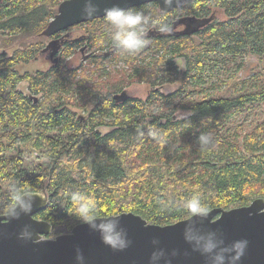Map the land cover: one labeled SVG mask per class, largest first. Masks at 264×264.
Listing matches in <instances>:
<instances>
[{"label":"trees","instance_id":"trees-1","mask_svg":"<svg viewBox=\"0 0 264 264\" xmlns=\"http://www.w3.org/2000/svg\"><path fill=\"white\" fill-rule=\"evenodd\" d=\"M61 1L0 0V205L12 184L45 189L49 203L36 217L54 236L81 223L66 191L92 197L98 217L134 212L160 225L188 218L183 202L194 194L208 210L264 198V0L131 7L166 16L173 29L149 31L150 44L134 57L113 49L103 16L70 27L86 29L76 38L44 35ZM82 45L89 52L72 65L68 58ZM45 53L49 69L20 71ZM247 57L257 62L244 77ZM135 83L148 85L145 98L118 97ZM176 83L173 92L161 90ZM179 110L190 114L180 118ZM201 133H212L214 148L200 150Z\"/></svg>","mask_w":264,"mask_h":264},{"label":"water","instance_id":"water-1","mask_svg":"<svg viewBox=\"0 0 264 264\" xmlns=\"http://www.w3.org/2000/svg\"><path fill=\"white\" fill-rule=\"evenodd\" d=\"M191 0H179L170 9H164L161 0H97L101 11L93 18L83 14L86 0H62L56 15L49 21L43 34L50 37L77 24L102 17L103 9L118 5L131 8L149 2H157L162 11H170ZM194 22L195 17L189 18ZM58 39L49 46L58 48ZM126 91L118 97L125 98ZM35 195L34 206L30 215H21L19 220H10L0 216V264H149L152 254L162 249L164 257L153 260L151 264H205L204 257L192 251V246L184 240V225L191 219L160 225L150 223L142 215L123 212L117 215L103 216L100 219L117 217L130 241L124 250H113L100 238V231L89 228L86 224H76L71 232L50 237L53 226L36 217L49 203V195L44 189L32 191ZM205 230L222 233L228 243L238 240L247 241V249L241 264H264V198H256L249 205L229 209L217 207L209 210L208 219L198 221ZM29 229L22 235L24 226ZM157 240L159 243L154 244ZM175 253V255H173ZM83 255V261L77 255Z\"/></svg>","mask_w":264,"mask_h":264},{"label":"clouds","instance_id":"clouds-1","mask_svg":"<svg viewBox=\"0 0 264 264\" xmlns=\"http://www.w3.org/2000/svg\"><path fill=\"white\" fill-rule=\"evenodd\" d=\"M164 9H170L179 0H161ZM101 11L97 0H86L83 14L86 18H93ZM103 18L106 25V33L111 41L113 49L121 56L134 57L145 49L149 44L148 33L155 30L161 34L172 32V26L164 15L145 13L143 10L134 8H121L113 5L103 9ZM103 43V39L98 41ZM145 132L137 128L138 138H143ZM147 135L161 145L168 143L166 134L155 130H149ZM197 143L201 151L215 147L212 133H201L197 137ZM64 196L69 198L75 210L76 218L89 228L100 231L102 242L113 250H124L130 241L127 232L120 228L119 218L111 217L100 219L98 217L95 200L81 192L66 191ZM35 195L26 187L12 184L9 188V196L6 204L0 205V216H6L10 220H19L21 215L31 214ZM183 207L191 219L184 225V240L192 246V251L198 252L204 257L205 264H241L247 249L246 240L232 241L228 243L222 233L214 230H205L200 227L198 221L208 219V206L202 202L199 194H194L184 200ZM24 226L22 235L29 229ZM154 244L159 243L157 240ZM175 255V253H173ZM164 251L153 253L149 258V264L157 258H163ZM83 255L78 254L77 260L83 261ZM165 264H171V260H165Z\"/></svg>","mask_w":264,"mask_h":264},{"label":"rangeland","instance_id":"rangeland-1","mask_svg":"<svg viewBox=\"0 0 264 264\" xmlns=\"http://www.w3.org/2000/svg\"><path fill=\"white\" fill-rule=\"evenodd\" d=\"M218 19H225L224 14L221 13H217ZM177 30H181L182 28H176ZM85 28L83 27H76L73 28L71 30H69V38H75L78 37L80 34L85 33ZM0 38L2 39V36H0ZM23 41V43H26V38L25 39H21ZM195 40L198 42V38H195ZM20 40H17L16 42V46L19 44ZM4 46H6V43H3L2 40L0 41V51L5 49ZM84 46V45H82ZM9 52H12V49L10 47H7ZM95 50V49H94ZM95 54L99 53V50L93 51ZM75 54L71 57L68 58V62L71 63L72 65H80L81 63V52L80 50H76L74 52ZM119 57V56H118ZM247 65L246 68L240 73L241 76H249L254 72V65L256 64V58L254 57H247ZM52 62V57L49 56V54H40L38 56V58H36V60H34L33 62L27 64L26 66L23 65V67H21L22 72L25 71H30V72H35L37 70H42V69H49ZM87 64V65H86ZM121 64V63H120ZM176 64L182 69L185 68V61L182 58H178L176 59ZM92 64H90V62L85 63L84 62V66H87V68H89ZM82 73V72H79ZM80 75V74H78ZM83 75V74H82ZM101 82L103 81V79H98L97 82ZM179 86V83L176 84H167L165 86L162 87V91L164 93H170L175 91ZM19 88L24 92V93H28L29 89H28V83L26 81H23L20 85ZM148 85L147 84H141V83H135V84H131L128 88H127V93L134 95L136 97H140V98H145L147 96L148 93ZM77 111L84 113L83 110L79 109L78 107L75 108ZM190 112L189 111H185V110H179L177 112V116L182 118L185 117L187 115H189ZM104 131H108L107 128L104 129ZM59 235V234H58ZM57 235L54 236H50V237H55Z\"/></svg>","mask_w":264,"mask_h":264},{"label":"flooded vegetation","instance_id":"flooded-vegetation-1","mask_svg":"<svg viewBox=\"0 0 264 264\" xmlns=\"http://www.w3.org/2000/svg\"><path fill=\"white\" fill-rule=\"evenodd\" d=\"M86 33V32H85ZM61 34V37H60V40H65V39H72V38H69V28L66 29V30H63L60 32ZM76 38V37H75ZM54 40V39H53ZM51 40V41H53ZM50 41V42H51ZM77 50H80L81 52V61L85 60V58L83 56L86 57V55L88 54L89 50H88V46L87 45H84V46H81L79 49ZM87 52V53H86ZM126 92H127V89H126Z\"/></svg>","mask_w":264,"mask_h":264}]
</instances>
